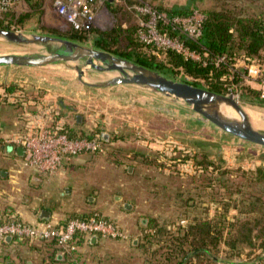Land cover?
<instances>
[{"label":"rangeland","instance_id":"1","mask_svg":"<svg viewBox=\"0 0 264 264\" xmlns=\"http://www.w3.org/2000/svg\"><path fill=\"white\" fill-rule=\"evenodd\" d=\"M130 2L129 4L126 0H119L117 5L106 4L109 21L104 22V14L100 24H105L96 26L95 30L110 31L119 27L123 31L117 44L119 49L128 45L126 34H131L136 26L137 13L133 10L134 7L136 11L141 12V9L147 11L150 6H155L167 14L177 8L189 7L191 13L197 11L204 14L202 10L214 8L217 4V0ZM232 4L243 8L244 12L249 14H260L264 11V0H232ZM114 9L117 12L114 13ZM15 11V17L21 19L20 25L14 24L15 22L12 24L9 20L4 23L9 26L7 28L57 36H63V31L69 29L68 24L57 14L53 0H24ZM149 17L153 16L149 14ZM84 42L92 43L87 40ZM0 47L15 48L4 43H0ZM154 47L157 49L156 45ZM151 50L145 49L146 53ZM160 51L162 52L156 50L158 59L163 56ZM200 54L203 56L205 53ZM254 59L260 63L259 59ZM234 63V77L238 75L242 80L235 81L232 78L224 81L228 87V92L224 94L233 92L240 100L264 108V68L261 67L260 77L251 78L246 71L247 61L242 56L238 55ZM2 72L0 69V79ZM43 73L41 75L47 76L50 81L56 77L64 79L69 76L64 72ZM29 74L38 76L35 72ZM176 78L183 81L197 79L182 73H178ZM13 82L15 87H20L30 94V86L25 85L26 83ZM118 90L110 88L99 91L114 96L130 93ZM246 90L260 92V97L255 95L256 93L245 96L243 93ZM134 97L140 101L145 98L142 95ZM63 98L68 105L78 107L76 112L70 113L73 115L74 124L77 120L75 116L82 117V124L77 127L84 131V135L107 131L111 134L110 142L106 144L104 152L87 153L90 160L77 167L75 176H69L63 183H59V189L43 180L40 183H31V175L18 167L22 172H12L7 180H0V209L12 208L14 211H20L22 218L25 217V210L31 207L48 209L55 214L56 219L99 212L118 220L130 239H102L96 248H82L79 252L82 258L78 263L71 260L53 261L50 254L54 253L50 252V248H53L54 243L40 240L27 243L32 246L26 245L23 251L7 255L11 264H28V260L31 264H176L177 259L165 260L159 255L148 258L149 252L144 243L145 234L155 232L151 224L165 226L163 229L157 227L159 244L154 247L168 244L171 235H183L184 231L180 233L178 228L188 227L193 223L194 214L202 217V220L219 225L220 233L219 237L216 235V238L209 242L208 251L201 248L199 254L191 252L195 255L193 260L187 258L182 264H264V178H258L257 175L254 177V172L264 168V158L257 151L252 155H242V148L212 141L213 135L224 138L226 135L198 124L178 121L150 109L144 110L136 104L99 101L83 104L79 99L75 101L72 97ZM11 106L16 105L1 104L0 112L10 114L7 108ZM18 108L21 111L20 107ZM231 157H235L237 161L233 166L228 163ZM129 167H132L131 173L128 171ZM246 173L249 177H246ZM20 175L27 177L22 185L18 182ZM19 187L20 191L17 190ZM117 195L122 199L117 200ZM190 196H193L196 202L186 203ZM124 202L132 204L131 211H125ZM191 204L199 207L195 209L196 213L193 209H188ZM120 214L124 215L123 218H119ZM147 224L151 228L144 229ZM188 242L193 245L194 236L190 241L184 239V243H180L181 251L186 249L184 247L189 245ZM162 249L161 246L160 254ZM2 256L0 255V258ZM16 256H19V259Z\"/></svg>","mask_w":264,"mask_h":264},{"label":"water","instance_id":"2","mask_svg":"<svg viewBox=\"0 0 264 264\" xmlns=\"http://www.w3.org/2000/svg\"><path fill=\"white\" fill-rule=\"evenodd\" d=\"M0 43L15 46L0 47V69L7 70L1 75L0 84L11 73L39 89L79 100L136 104L226 135L223 142L229 146L264 152V108L240 100L233 92L224 94L196 86L95 44L63 36L0 27ZM30 69L69 76H54L50 81L45 75L25 74ZM108 88L130 93L114 96L99 91ZM138 94L145 97L144 101L134 97ZM110 137L109 132L103 131L104 141ZM19 151L25 154L23 147ZM124 205L131 208L129 203ZM50 215V211L43 210L41 218L49 219ZM97 239L93 236L94 241Z\"/></svg>","mask_w":264,"mask_h":264},{"label":"built area","instance_id":"3","mask_svg":"<svg viewBox=\"0 0 264 264\" xmlns=\"http://www.w3.org/2000/svg\"><path fill=\"white\" fill-rule=\"evenodd\" d=\"M108 1L53 0V5L57 14L65 21L73 24L78 30L88 32L97 25L99 18L104 14L105 22L109 21V12L105 6ZM113 1L119 2V0ZM23 3L24 0H0V18L9 11L17 10ZM152 7L150 6L147 11L141 9L140 13L147 16L146 19L143 17L140 19L141 40L147 44L156 45L159 50H175L207 64L209 51L207 50L202 56L199 51L188 47L183 40L185 38L199 44L203 34L204 14L195 11L183 15H169ZM149 14L153 17H149ZM159 24L171 27L177 35L162 32ZM243 58L247 61L246 71L249 77H260L262 69L256 59L249 56H243ZM215 60L217 65H227L230 71V75H222L220 78L222 81L234 78L236 70L232 67L236 63H229L226 56H216ZM262 96L264 97V94ZM51 100L52 98L47 96L44 99L35 98L20 87L10 90L9 83L1 86L0 105L12 103L20 107L25 125L23 129L12 133H7L0 125V143L11 147L13 151L16 147H23L24 167L38 175L60 171L69 157L104 152L107 144L102 138L103 132H97L90 137L71 136L65 119L60 116V106ZM42 105H44L43 110L38 112L32 110V107ZM234 162H237L235 157L228 159V163L232 164L230 166H233ZM93 236L112 240L130 239L127 231L118 221L99 214L89 217H71L63 223L43 221L37 225L27 223L17 214H9L5 219L0 218V251L5 245L4 242H7V238L11 237L15 244L34 243L40 240L54 243L61 255H73L78 251L82 238L90 239Z\"/></svg>","mask_w":264,"mask_h":264},{"label":"trees","instance_id":"4","mask_svg":"<svg viewBox=\"0 0 264 264\" xmlns=\"http://www.w3.org/2000/svg\"><path fill=\"white\" fill-rule=\"evenodd\" d=\"M126 1L129 4L131 3L130 0ZM231 1L232 0H217V4L214 8L202 10L204 12L205 21L203 34L199 40V44L183 38L185 44L191 49L197 50L201 53H205L207 50L209 51L207 64L187 57L175 50H166L162 52L160 51L163 56L162 59H158L159 56L156 52L157 49H155L154 46L143 42L140 38V19L142 17L147 18V16L136 11L135 7L134 9H132L137 13V23L136 26H134L131 34H126L125 39L127 40L128 45L124 49H119L117 45L119 44L118 40L120 35L122 36L121 32H123L119 27L110 31H95V26L90 31L84 32L76 29L73 24L68 23L63 19L69 27L68 30L66 29L65 31H63L65 33L63 34V36L82 42L86 40L92 41L93 44L99 47H102L113 53H117L124 57L133 59L144 66L154 68L173 77H176L178 73L191 75L197 79L196 81L188 82L196 86L216 91L218 93H226L228 92V87L226 86V83H224V81H222L220 78L224 74L230 75V71L228 70L227 65L216 64V56H226L230 63H234L238 55L242 57H254L260 60L259 64L262 68H264V11L260 14L245 13V10L243 8L236 6L235 4L231 5ZM107 4L108 6L117 5L116 2L110 0L107 2ZM113 11L114 13L117 12L116 9H114ZM191 12L192 10H189V7H186L177 8L169 11L168 13L170 15H183L189 14ZM13 13H16V11H9L5 13V18H0V27H9L8 25L4 24L9 20L12 24L13 22H15L14 24L20 25L19 23L21 22V19L15 17ZM7 17H9V19ZM159 29L162 32L169 33L173 36L177 35V33L174 32L169 26L159 24ZM145 49L149 51L151 49L152 50L151 52L146 53ZM234 80L241 81L242 79L240 76L236 75L234 77ZM16 88L18 87H10V90H16ZM243 94H245V96H252L253 94H255L260 97V92L253 93V91L246 90ZM67 130L71 136H78V134H76L77 131H72V129L70 128H67ZM81 136H84V134H81ZM218 143H222V140L219 139ZM253 152L256 151L253 149H248L247 151H245L244 149L241 150L242 155H252ZM257 152L262 158H264L263 151ZM254 174V177H256L257 175L258 178L261 177V179H263L264 168L258 169L256 172H254ZM246 177H249L247 173ZM191 202H196L193 196H190L186 203ZM193 205L194 204L188 206V209H193L194 213H196L195 209L199 207ZM90 215H83L81 217H89ZM194 215L195 216L192 217L193 223L189 224L188 227L178 228V232L181 233L182 230L184 231L183 235H178L177 233L176 237L173 234L171 235V239L168 244L158 245V247H154L155 244H159L157 238V233L159 231L158 228L160 227L163 229L165 228V226L158 227L155 224H151L152 228L155 229V232L152 234L146 233L144 237V243L146 244L145 248L149 252L148 258L159 255L163 256L165 260L171 258L177 259L179 263L177 262L176 264H182L183 260L187 258L192 259L193 257H195V255L191 252L199 254L201 252V248H204V251H208L207 249L209 246V242L212 241L213 238L215 239L216 235L219 237L220 227L214 222H207L205 220H202V217L200 218L199 216L197 217L196 214ZM193 236L195 238L194 244L192 245L191 242H188L189 245H186L187 247H184L186 249H183V251H181L182 249L180 246L182 245L180 243H184V239L190 241V238H193ZM4 244H6V242H4ZM161 246L163 249L162 253L160 254L159 250L161 249ZM170 246L172 247V249H170ZM58 258H60V256L58 255L54 254L52 256L53 261H60Z\"/></svg>","mask_w":264,"mask_h":264},{"label":"crops","instance_id":"5","mask_svg":"<svg viewBox=\"0 0 264 264\" xmlns=\"http://www.w3.org/2000/svg\"><path fill=\"white\" fill-rule=\"evenodd\" d=\"M106 8L108 9V7H106ZM108 12H109V10H108ZM101 18H102V16L99 18V21L96 25L98 27H101L105 24V23L100 24V22L102 20ZM104 22H105V20H104ZM2 71H3L2 74H5L7 72L6 69H2ZM24 72H25V74H29V73H32L33 71H32V69H30V71H24ZM35 73L38 75H41L43 72L38 71ZM29 75H32V74H29ZM2 81H5L4 84L9 83L10 87H15V84L13 85V83H14L13 81H23V80H21V78L18 79L17 75L10 73L9 77H7L6 79H4ZM25 85L30 86L29 87V93H30L29 95H32L35 98L37 97L39 99H41V98L44 99L45 96L51 97L52 98L51 101L55 102L56 105L60 106V108H61L60 109L61 111L59 112L60 116L65 119V121L68 125V128L72 129V131H75V132L77 131L76 134H78V136H81V134H84L83 133L84 131L80 130L79 127H77V125L82 124V119H81L82 117L80 116V119H79V116H77V117L75 116V118L77 120H75V124H74L73 115H72V113H70V112H76L78 110V107H76V105H68L66 99L63 98V96H65L67 98H68V96H66L60 92H54V91L39 89L35 85H32V84L26 83ZM1 86H3V84H0V90H1ZM108 89H110V88H108ZM118 91H120V90H118ZM49 92H51V93L47 94ZM100 92H102V91H100ZM104 94L112 95L109 93H104ZM138 95H141V94H138ZM138 95H136V97H138ZM73 100L77 101L76 98H73ZM81 101L83 102V104H85L87 102L91 103L89 101H84V100H81ZM76 104H78V103H76ZM78 106H79V104H78ZM136 106H138V105H136ZM43 107H44V105H42L40 107L34 106V107H32V110L35 112H38L39 110H43ZM7 109L9 110L10 114L0 112V125L4 129V131H6L7 133H12V132L19 131V130L23 129L25 124H24V119H23V116L21 115V111L19 110V108L17 106H15V107L11 106V107H8ZM97 132L98 131H95L94 133H91L89 135L93 136ZM99 132H103V130H101ZM110 140H111V137H110ZM110 140L106 143H109ZM20 148L21 147H16V149L13 151V149H11V147H8L5 144L0 143V180L5 181L10 177L12 172H18V171L22 172L20 170L23 169V170H26L24 173H26V174L28 173V175L29 174L31 175V183H40L43 180V182L50 183V184L54 185V187L56 189H59L60 188L59 183H63L62 181L67 179L69 176H75L77 173V167L84 165V162H87L90 160L89 155L87 153L81 154V155H78L75 157H69L65 160L64 166L60 171H57L55 173L48 174V175H38L37 173L33 172L32 170L24 167L23 162H22L24 155L19 151ZM18 167L20 170L17 169ZM129 172L131 173V171H129ZM26 178H25V176L20 175V178L18 179L19 184L22 185V182L23 181L25 182ZM17 190L20 191L21 188L19 187ZM68 192H69V190L66 191V193H68ZM117 196H120V195H117ZM117 196H116V198H117ZM125 203H128V202H124V204ZM124 204H123V206H124L125 211H131L132 210V204L131 203H129L131 205V208H126ZM43 210L49 211L48 209H45V208L31 207V208H29V210H25V215L23 214L25 217L22 218L20 215V211H14V210H12V208L0 209V218L5 219V217H7L9 214H17L20 216V218L22 220H24V221L26 220V222L30 223V224H36L37 222L52 221V220H55V222L63 223L69 219V218L56 219L55 214L52 211H50L51 215H50L49 219H43V218H41V213ZM88 214L89 215L90 214L91 215L99 214L101 216H104L102 213H99V212H93V213H88ZM83 215H85V214L78 215V217L79 216L81 217ZM123 216L124 215L120 214L119 218H123ZM104 217L110 218L107 216H104ZM113 220H114V218H113ZM143 223H144V221H143ZM120 225H121V223H120ZM147 228L149 229L151 227H149L147 224V225H145L144 229H147ZM101 240L102 239L99 237L95 241L93 240V237L90 239L82 238L80 240V243H79L78 251L76 253H74L73 255H61L59 253L58 248L55 246V244H53V248H50V252H53L55 255L60 256V258H58L60 261H58V262H63L65 260H71L73 263H75V262L78 263L79 260H81V258H82V256L79 255L80 250L82 248L84 249L85 247L96 248L100 244ZM122 241H124V240H122ZM27 243L28 242L21 243V244H15L12 242V239L10 241L7 240L6 244L3 246L2 250L0 251V255H3L0 258V263L11 264V261H9L10 259L8 256L15 254L16 251L18 252L19 250L23 251V248H25L27 246H32V245H29ZM54 254H50V256H53ZM16 258L19 259V256H16ZM27 263L31 264V261L28 260Z\"/></svg>","mask_w":264,"mask_h":264},{"label":"flooded vegetation","instance_id":"6","mask_svg":"<svg viewBox=\"0 0 264 264\" xmlns=\"http://www.w3.org/2000/svg\"><path fill=\"white\" fill-rule=\"evenodd\" d=\"M186 123H188V122H186ZM193 129V128H192ZM188 130H190V129H188ZM195 130V129H194ZM194 130H191V131H194ZM212 137V141L214 142V143H218L219 142V139H221L222 140V142H223V140H224V137L223 136H221V137H218V136H211ZM216 139V140H215ZM215 140V141H214Z\"/></svg>","mask_w":264,"mask_h":264}]
</instances>
